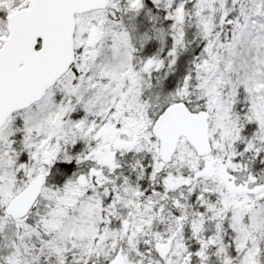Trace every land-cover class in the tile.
I'll return each instance as SVG.
<instances>
[{
  "label": "snow or ice",
  "instance_id": "snow-or-ice-1",
  "mask_svg": "<svg viewBox=\"0 0 264 264\" xmlns=\"http://www.w3.org/2000/svg\"><path fill=\"white\" fill-rule=\"evenodd\" d=\"M0 264H264V0H0Z\"/></svg>",
  "mask_w": 264,
  "mask_h": 264
}]
</instances>
